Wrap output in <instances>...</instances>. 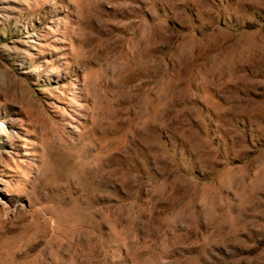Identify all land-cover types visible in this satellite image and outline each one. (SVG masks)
Here are the masks:
<instances>
[{
    "label": "rangeland",
    "instance_id": "1",
    "mask_svg": "<svg viewBox=\"0 0 264 264\" xmlns=\"http://www.w3.org/2000/svg\"><path fill=\"white\" fill-rule=\"evenodd\" d=\"M0 264H264V0H0Z\"/></svg>",
    "mask_w": 264,
    "mask_h": 264
}]
</instances>
